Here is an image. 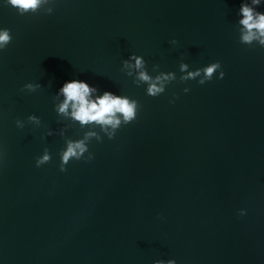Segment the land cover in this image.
I'll return each mask as SVG.
<instances>
[{
  "label": "water",
  "instance_id": "95a60500",
  "mask_svg": "<svg viewBox=\"0 0 264 264\" xmlns=\"http://www.w3.org/2000/svg\"><path fill=\"white\" fill-rule=\"evenodd\" d=\"M240 2L49 0L21 16L0 0V264H264V48L239 42ZM132 53L177 80L148 96L122 66ZM181 61H219L224 78L180 82ZM71 79L136 99V120L109 140L58 116ZM88 131L95 158L60 172L65 139Z\"/></svg>",
  "mask_w": 264,
  "mask_h": 264
},
{
  "label": "clouds",
  "instance_id": "9594fccd",
  "mask_svg": "<svg viewBox=\"0 0 264 264\" xmlns=\"http://www.w3.org/2000/svg\"><path fill=\"white\" fill-rule=\"evenodd\" d=\"M49 0H6L7 5L15 8L17 13L21 16L25 14L38 13L43 3H48ZM54 5L56 0H51ZM264 5V0H241L240 6L236 12L237 24L239 26V42L245 45H258L264 48V11H260V6ZM53 8L47 10V14H51ZM12 41L11 30L5 27H0V51H3ZM178 42L173 39L171 44L176 45ZM122 66L128 69V75L132 76L135 73L133 83L137 86L145 85V92L148 96L156 97L165 92L167 85L172 81L177 80V74L174 71H159L155 76L150 75L147 70V62L143 56L135 53L130 54L122 61ZM159 68V65H156ZM180 82L198 79V83L203 85L213 79L214 74L218 72L217 79L224 78V71L222 70L219 61L212 62L203 67L190 69L188 63L181 61L179 64ZM40 83H26L22 86L21 91L29 93L35 92L41 88ZM185 93L190 89L185 87ZM55 96L62 98L58 103L53 104L54 110L58 116H62L74 122H78L81 127L91 126L99 128L107 135L109 140L113 139L118 129L123 125H127L136 120L139 111V102L124 94H117L110 90L101 91L94 85L89 84L86 80L71 79L65 81L56 91ZM174 103V100H170ZM27 122L31 124H41L40 118L31 114L27 117ZM18 128L25 127V121L21 119L16 120ZM59 134L61 137L65 136V130L60 129L58 133L54 129H48L45 136H52ZM96 137L97 140L102 141L97 136L96 131H88L82 138H67L65 139V146L59 151V170L60 172L67 171V165L70 159L79 161L83 159L85 162L93 160L94 153L89 152L87 156L84 154L88 152L87 141L90 138ZM2 158V153H0ZM52 159V154L47 147L44 148L41 155L35 158V166L37 168L48 163ZM239 216H245L247 210L241 208L238 212ZM153 264H177L175 259L155 260Z\"/></svg>",
  "mask_w": 264,
  "mask_h": 264
}]
</instances>
